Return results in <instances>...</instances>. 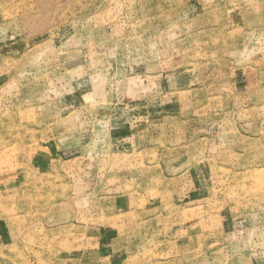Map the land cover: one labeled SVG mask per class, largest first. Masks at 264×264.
Listing matches in <instances>:
<instances>
[{"label": "rangeland", "instance_id": "374dc122", "mask_svg": "<svg viewBox=\"0 0 264 264\" xmlns=\"http://www.w3.org/2000/svg\"><path fill=\"white\" fill-rule=\"evenodd\" d=\"M0 264H264V0H0Z\"/></svg>", "mask_w": 264, "mask_h": 264}, {"label": "crops", "instance_id": "0c3cea01", "mask_svg": "<svg viewBox=\"0 0 264 264\" xmlns=\"http://www.w3.org/2000/svg\"><path fill=\"white\" fill-rule=\"evenodd\" d=\"M116 234H117V233H116ZM117 235H118V234H117ZM113 237H114V235L111 237V239L109 240V242H110L111 240H114V238H113Z\"/></svg>", "mask_w": 264, "mask_h": 264}]
</instances>
